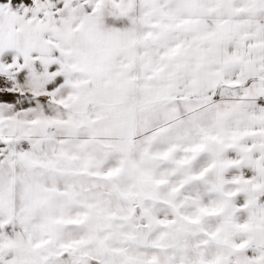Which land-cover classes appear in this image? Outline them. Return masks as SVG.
Wrapping results in <instances>:
<instances>
[{
	"label": "snow or ice",
	"instance_id": "obj_1",
	"mask_svg": "<svg viewBox=\"0 0 264 264\" xmlns=\"http://www.w3.org/2000/svg\"><path fill=\"white\" fill-rule=\"evenodd\" d=\"M0 264H264V0H0Z\"/></svg>",
	"mask_w": 264,
	"mask_h": 264
}]
</instances>
